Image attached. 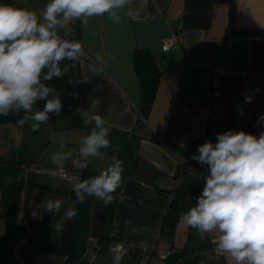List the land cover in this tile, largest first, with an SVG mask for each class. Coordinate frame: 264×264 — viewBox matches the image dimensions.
<instances>
[{
	"label": "crops",
	"instance_id": "crops-1",
	"mask_svg": "<svg viewBox=\"0 0 264 264\" xmlns=\"http://www.w3.org/2000/svg\"><path fill=\"white\" fill-rule=\"evenodd\" d=\"M48 2L0 0L41 13ZM120 15L118 24L105 14L60 30L62 38L81 42L84 54L61 63L69 65L73 91L69 100L60 96L58 116L36 131L30 122L18 125L12 114L0 116V243L7 236L8 210L23 194V226L11 232L0 264H113L109 240L125 243L121 264H142L155 247L171 254L150 264H234L229 255L213 257L216 234L200 233L181 217L195 205L207 174V166L191 158L195 142L215 143L217 133L228 130L264 129L257 123L264 114V36L237 32L264 29V0H148L143 9L140 0H131ZM170 36L179 45L163 50L162 39ZM137 48L148 49L159 70L147 119L139 111L141 81L132 62ZM98 55L103 62H97ZM85 76L89 83L78 82ZM96 97L112 147L89 158L77 174L86 179L106 169L113 157L123 161V183L107 206L91 196L78 202L72 187L77 180L22 166H55L51 156L61 144L73 153L65 167L81 159L80 140L94 126L86 113ZM40 106L38 101L33 111ZM179 163L185 169L178 170ZM57 198L60 211L46 212L45 199ZM69 210L76 215L68 218Z\"/></svg>",
	"mask_w": 264,
	"mask_h": 264
},
{
	"label": "clouds",
	"instance_id": "clouds-1",
	"mask_svg": "<svg viewBox=\"0 0 264 264\" xmlns=\"http://www.w3.org/2000/svg\"><path fill=\"white\" fill-rule=\"evenodd\" d=\"M148 0H140V8ZM131 0H49L43 11L0 4V116L12 114L16 123L30 122L33 131L49 121L50 114L61 113L63 102L55 89L45 82L62 77L69 70L63 61L76 62L84 54L82 43L62 38L60 30L75 20L87 24L94 16H104L120 23V11ZM104 57L98 55L97 62ZM96 72V66L91 69ZM81 83H89L85 76ZM251 102V97L245 98ZM38 101H45L42 110L33 111ZM100 98H93L87 115L94 123L90 132L80 140L78 149L81 169L89 158L99 157L103 149L112 147L110 127L97 111ZM21 112L23 115L21 116ZM257 123H264V114ZM61 144L51 156L59 171L73 153ZM114 152L119 151L113 147ZM191 158L207 166L202 175L203 189L181 219L200 233L216 234L217 248L227 253L234 264H264V131L258 136L243 130L217 133L216 142L206 140ZM123 161L113 157L111 164L93 177L78 179L73 192L78 202L94 197L105 206L113 201V193L124 180ZM46 212H59L62 200L45 199ZM76 215L67 212L68 218ZM57 225V231H60ZM117 253L113 264H121Z\"/></svg>",
	"mask_w": 264,
	"mask_h": 264
},
{
	"label": "trees",
	"instance_id": "trees-1",
	"mask_svg": "<svg viewBox=\"0 0 264 264\" xmlns=\"http://www.w3.org/2000/svg\"><path fill=\"white\" fill-rule=\"evenodd\" d=\"M233 16L234 10H231L230 25L232 24ZM237 32L241 35L246 36H264V29H246ZM132 62L137 73L139 74L141 81V107L139 111L141 116L144 119H147L158 85L159 70L155 64L151 52L146 48L135 49ZM71 76V72H66L62 77L58 79L54 78L52 81L45 83L55 89V94L60 96L62 95L65 100H69V95L73 91V81ZM63 98H61L62 101ZM201 144H203V141L201 139L195 142L197 148ZM181 168L185 169V166H182L179 163L178 170H181ZM190 192H192V190ZM18 197L19 194H17V196L15 197L16 201L14 203V207H11L7 213V236L0 243V252L4 248V246H6L11 232L16 227V202Z\"/></svg>",
	"mask_w": 264,
	"mask_h": 264
},
{
	"label": "built area",
	"instance_id": "built-area-1",
	"mask_svg": "<svg viewBox=\"0 0 264 264\" xmlns=\"http://www.w3.org/2000/svg\"><path fill=\"white\" fill-rule=\"evenodd\" d=\"M178 45H179V40L175 36H170V37H165L162 39L161 47L163 50H169L171 48L177 47ZM40 103L41 105H44L45 101H40ZM87 122H89V120H87ZM262 131H264V129H256V130L251 131L250 133L258 136ZM193 148H194V152L198 154L197 153L198 148L196 147V145H194ZM81 162L82 160L80 158H76L74 159L72 165L70 167H65L63 171H59L56 168V166L38 165V164H33V163L22 164V166L29 170H33L39 174H44L50 177H55V178L63 179L66 181H76L79 179L78 174H77L78 171L84 170L87 168L86 167L84 169H81L80 167ZM22 198H23V194L19 195L17 202H16V225L18 226H23V223L21 220L22 211H23ZM0 207H1V202H0ZM24 240H25V237L23 236L21 238V242H23ZM106 247L111 253L117 254V253H121L124 251L125 243L123 241L109 240L106 243ZM212 252H213V257H216L218 255H228L227 253L222 252L217 248L216 243H215V238L213 239ZM170 254H171V249L169 248L155 247L153 249L152 254L147 255L143 259L142 264H150V261L156 260V259H164ZM203 263L204 262L202 260L197 261V264H203Z\"/></svg>",
	"mask_w": 264,
	"mask_h": 264
},
{
	"label": "water",
	"instance_id": "water-1",
	"mask_svg": "<svg viewBox=\"0 0 264 264\" xmlns=\"http://www.w3.org/2000/svg\"><path fill=\"white\" fill-rule=\"evenodd\" d=\"M56 116H57L56 114H50L49 121L53 120Z\"/></svg>",
	"mask_w": 264,
	"mask_h": 264
},
{
	"label": "rangeland",
	"instance_id": "rangeland-1",
	"mask_svg": "<svg viewBox=\"0 0 264 264\" xmlns=\"http://www.w3.org/2000/svg\"><path fill=\"white\" fill-rule=\"evenodd\" d=\"M39 109L42 110V106H40Z\"/></svg>",
	"mask_w": 264,
	"mask_h": 264
}]
</instances>
